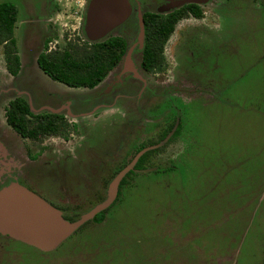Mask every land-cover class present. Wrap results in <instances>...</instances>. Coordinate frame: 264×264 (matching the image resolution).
<instances>
[{
  "label": "rangeland",
  "instance_id": "1",
  "mask_svg": "<svg viewBox=\"0 0 264 264\" xmlns=\"http://www.w3.org/2000/svg\"><path fill=\"white\" fill-rule=\"evenodd\" d=\"M6 1L19 9L14 38L21 71L14 79L9 74L0 44V89L28 92L36 112L47 113L66 103L68 112L83 116V140L76 133L68 144L59 137L45 138L43 146L36 142L41 152L65 148L64 155L56 161L50 154L34 158L33 175L26 163L21 170V178L34 189L36 184L41 196L53 199L57 192V204L74 217L87 210L86 201L98 202L94 193L105 195L89 192L86 185L105 189L112 176L103 168L116 150L131 142L122 139L111 117H103V123L94 120L98 102H113L112 97L94 99L93 90L54 81L37 64L43 53L79 58L90 48L82 17L46 16L45 0L0 3ZM74 2L64 0L61 12L77 10L71 6ZM204 11L201 22L190 19L180 27L212 26L207 59H194L185 68L208 93L181 97L182 134L162 143L176 114L164 128L151 123L149 137H142L140 127L135 129L133 153L118 162L117 171L139 148L162 144L147 153L141 171L126 178L104 224L72 234L49 252L2 238L6 241H0V264H264V0H213ZM174 36L173 43L178 37ZM145 102L146 98L133 107L145 110ZM153 113L156 117L159 111ZM65 130L68 135L75 132L69 125ZM80 144L83 147L76 151ZM78 154L97 159V174L81 169V161L74 159ZM60 186H73L77 192L63 197Z\"/></svg>",
  "mask_w": 264,
  "mask_h": 264
},
{
  "label": "flooded vegetation",
  "instance_id": "2",
  "mask_svg": "<svg viewBox=\"0 0 264 264\" xmlns=\"http://www.w3.org/2000/svg\"><path fill=\"white\" fill-rule=\"evenodd\" d=\"M63 1L64 0H45V7L43 9V11H45L44 14L46 16H57L60 14L78 17L81 16V20L83 21L84 35L88 44L90 46L92 44L98 46L105 42L109 43L113 48L117 49V52L120 55V61L112 66L105 76L99 81V83L90 90L95 92L94 99L112 97L114 100L113 102H104L102 104H99L98 102L96 106L98 109L95 112L94 120H100L103 123V117H111L112 126H116V128H119V130L121 129V131H119L120 136L123 137V140L125 137L126 139H129L128 141L125 140V142H131V144L127 145L123 150H116L112 160H109L107 162L109 164L103 168L104 173H106L108 176H112L110 181L107 183L108 185L104 184L105 189H103L100 184L86 185V188L90 190L89 192L105 191V195L100 198L99 193H94L93 197H98V202L93 205L91 200L88 198L90 202L88 203L86 201L84 203L87 210L72 217L70 213L64 210L62 206L57 204V192L55 195L51 196L54 197L53 199L50 197L49 199H46V197L41 196L38 194V192H36L39 191L36 184H34V189L27 184L26 178H21V170L26 163V165H29V171L31 170L33 175V165H36L35 163L33 164V162H36L37 160L34 158L37 157L43 159L47 154H50L53 156L52 160L54 159V161H56L61 159V157L64 155V152L61 153V151L65 148H59L54 151L52 147H48L50 149H47L45 152H41L36 147V145H34L36 142H40V144L43 146L45 145V138L48 137H59L66 141L70 140V138L76 133L77 136L82 135L83 140V131L82 128H80V121L82 120L83 116L81 114L73 115L68 112L66 103L61 104L60 109L49 111L50 113H42L41 111L36 112L33 110L30 104L28 92L17 91L13 87L8 89L1 88L0 191L9 187L10 185L17 184L34 193L46 203L60 210L62 216L67 221L76 222L83 215L90 212L93 208L103 203L108 198L112 181L122 170H124L133 162L140 152L146 150L140 156L134 167L129 172H127L121 180L118 187L117 196L113 203L108 208L97 214L93 219L83 224L73 233L75 234L76 232H80L82 230L85 232L90 228H93L91 225H95V227L103 225L108 212L117 204V199L121 191L124 189L123 187L126 178L143 169L141 168L142 164L139 166L140 159L142 157L145 159L147 153L151 150L157 149L159 144L161 146L162 143H168L170 140L177 138V135L181 130V122L178 119V112L180 111L179 104L180 102L182 103L181 97L183 95L194 97L207 95L208 89L198 84L195 81V78L189 77L190 73L189 71H185V68H189L194 59L195 63H202L203 60L207 59L205 56L211 47L212 26L200 25L196 27H184L181 29L180 27L182 22L188 21L190 19L201 22L205 15L204 9L207 8L209 4H212L213 0H197L198 2L196 3H188L184 0H129V5L131 8L129 17L123 23L113 28L107 35L96 41H90L86 35L87 14L92 0H69L75 1L71 6L76 7L77 10L71 9L69 12L65 13L61 12L63 11L61 8ZM50 2L52 3L49 5ZM196 12L201 13V16L197 17L195 15ZM179 16L180 18L174 25V31L167 38L162 50L160 51L161 42L164 40L166 33L165 25L161 23V20L171 22L173 17ZM155 21L158 22V25H156ZM174 34L178 36L175 40V43L172 42L173 38H175ZM171 44L172 46H170ZM151 47H153L154 50L153 56L150 59L149 55L152 54ZM171 60L174 62L173 67H171L170 64ZM20 71L16 76L10 73L9 74L14 79V77L16 78L19 76ZM11 92H13V94ZM144 97L146 98L144 105L145 110L141 109V111H138L133 107V105L137 104L136 106H138L140 101L145 99ZM165 99L169 101L164 103ZM171 99L174 100V103L170 101ZM18 101L24 102L26 106L19 105ZM118 101H122L124 104L129 102V104H132V106L130 107L119 104L117 103ZM161 101L163 102L161 103ZM10 111L14 112L15 117L18 118L19 121L22 119L24 122V127L21 129V131H24V135L20 131H17L9 123L8 119ZM134 111H136V113H134ZM157 111H159V113L156 117H154L153 112ZM172 114H176V116H178L171 128V131L161 139L162 143H159L156 146H144L139 148L135 156L130 158V162L117 171L118 162H123L128 158L129 154L132 155L133 153L132 145L133 139L135 138L133 135L134 130L139 129L138 127H140L142 137L144 138V133L149 137L148 127L152 125L151 123H155L152 126L164 128L166 123H170L169 121ZM160 123H162V126H158ZM68 125L70 128L75 129V132H70L69 135L66 130L64 131V128L66 129ZM67 131L69 130L67 129ZM180 134H182V132ZM137 137L139 139L138 134ZM68 143L69 142L66 141V144ZM82 147L83 144H80L76 148V151L78 148ZM32 148H36L37 153H32ZM54 152L58 154H53ZM66 153L69 155L70 152ZM89 157H84L83 154H78V157L76 156L74 159L81 161V169H86L90 175H95L96 168L98 171L97 159H90ZM171 168L172 170L174 169L173 167H170L169 170H171ZM85 172L83 173L85 174ZM76 187L77 190L80 191L78 185H76ZM60 188L64 190L62 193L63 197H67L65 193H68V191H71V193L77 192L74 190L73 186H60ZM0 236V241H6L2 238H10L14 241L24 243L43 252L55 250L61 245L60 243L54 249L44 250L36 245L16 239L9 234L0 233ZM2 249L5 250L6 247H3Z\"/></svg>",
  "mask_w": 264,
  "mask_h": 264
},
{
  "label": "water",
  "instance_id": "3",
  "mask_svg": "<svg viewBox=\"0 0 264 264\" xmlns=\"http://www.w3.org/2000/svg\"><path fill=\"white\" fill-rule=\"evenodd\" d=\"M196 3L197 0H184ZM129 0H92L86 20V35L96 41L123 23L130 15ZM143 30V28H142ZM122 170L110 185L108 198L76 222H69L57 208L43 199L14 184L0 191V233L33 244L44 250H51L66 240L83 224L108 208L115 200L118 187L140 156Z\"/></svg>",
  "mask_w": 264,
  "mask_h": 264
},
{
  "label": "trees",
  "instance_id": "4",
  "mask_svg": "<svg viewBox=\"0 0 264 264\" xmlns=\"http://www.w3.org/2000/svg\"><path fill=\"white\" fill-rule=\"evenodd\" d=\"M195 15L200 17L201 13L196 12ZM18 16L19 9L14 3L9 1L0 3V44L4 45L6 68L14 76L18 75L20 71V58L16 52V39L14 38ZM179 18L180 16L173 17L171 22L161 20V23L165 25L166 33L161 42L160 51L167 38L174 31V25ZM155 22L158 25V22ZM153 50L154 48L151 47L150 59L153 56ZM74 57L71 53H64L62 56L43 53L38 56L37 64L54 81L72 88L93 89L110 68L120 61L117 49L106 42L98 46L92 44L89 49L82 52L81 57ZM18 104L26 106L22 101H18ZM8 120L17 131L25 134L24 131H21L24 122L22 119L19 121L13 111L9 112ZM143 161L144 157L140 159L139 166Z\"/></svg>",
  "mask_w": 264,
  "mask_h": 264
}]
</instances>
